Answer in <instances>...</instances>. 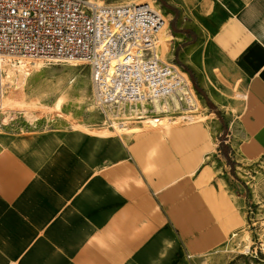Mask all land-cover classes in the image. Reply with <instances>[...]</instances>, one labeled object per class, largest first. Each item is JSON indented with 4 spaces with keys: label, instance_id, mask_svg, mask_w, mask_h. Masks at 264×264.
I'll return each instance as SVG.
<instances>
[{
    "label": "crops",
    "instance_id": "obj_1",
    "mask_svg": "<svg viewBox=\"0 0 264 264\" xmlns=\"http://www.w3.org/2000/svg\"><path fill=\"white\" fill-rule=\"evenodd\" d=\"M184 1L236 50L233 123L163 120L116 154L110 140L97 147L45 123L0 134V264H201L246 223L232 176L211 158L264 173V0ZM255 192L263 199V181Z\"/></svg>",
    "mask_w": 264,
    "mask_h": 264
},
{
    "label": "rangeland",
    "instance_id": "obj_2",
    "mask_svg": "<svg viewBox=\"0 0 264 264\" xmlns=\"http://www.w3.org/2000/svg\"><path fill=\"white\" fill-rule=\"evenodd\" d=\"M99 1L117 3L129 0ZM144 1H149L152 7L158 5L161 10L158 12L164 19V24L163 33L157 36L158 45L162 55L165 54L166 59L171 60L189 78L191 87L193 86L190 95L193 110L148 115L144 114L148 108L145 105L140 108V115L112 120L110 125H106L101 123L103 120L91 102L88 66L78 62L11 59L1 54L0 121L7 124V128L0 129V134L19 137L14 134L19 125L38 126L45 123L51 125L49 127H60L65 133L73 131L78 135L95 138L97 147H101L100 141L110 140L112 143L104 145V149L106 153L116 154L118 146L124 145L132 134L145 131L148 126L163 120L195 117L204 122L212 132L220 124L233 123L241 100L233 95V91L244 92V85L239 82L240 78L234 67L236 50L227 43L222 44V40L218 38L220 32H217L216 37V33L208 31L202 13L195 8L197 13L192 15V5H185L184 0ZM211 2L215 1L202 0L201 6L207 8ZM184 31L185 33H180ZM171 35L174 39L170 40ZM169 41L172 42L170 48ZM186 69L193 75L198 90ZM222 113L225 115H221ZM111 125L113 127L106 128ZM5 145L8 143L1 142V146ZM211 161L216 167L225 164V172L232 176L229 184L232 189L235 186L238 197L236 193L231 194L240 201L247 219L234 232L233 237L210 252L201 264H264V194L263 199H260L255 192L256 182H264V173L259 172L255 177L244 175L239 168L234 167L233 162H221L215 154ZM235 171L243 176L237 177Z\"/></svg>",
    "mask_w": 264,
    "mask_h": 264
},
{
    "label": "built area",
    "instance_id": "obj_3",
    "mask_svg": "<svg viewBox=\"0 0 264 264\" xmlns=\"http://www.w3.org/2000/svg\"><path fill=\"white\" fill-rule=\"evenodd\" d=\"M154 7L144 0H0V53L82 60L106 125L140 115L142 103L148 115L193 110L187 81L154 39L161 23Z\"/></svg>",
    "mask_w": 264,
    "mask_h": 264
},
{
    "label": "bare ground",
    "instance_id": "obj_4",
    "mask_svg": "<svg viewBox=\"0 0 264 264\" xmlns=\"http://www.w3.org/2000/svg\"><path fill=\"white\" fill-rule=\"evenodd\" d=\"M159 11V10H158ZM160 25L158 27V29L156 30L155 32V35H154V39L156 40V43L158 44L159 43V38L157 37L158 35H160V33H163L162 29H163V24H164V19L162 18V16H160ZM1 54L5 55V56H8L9 58L11 59H29V60H34V61H38L39 59H30V58H27V57H23V56H12V55H8V54H5V53H0V56H2ZM55 61H65V62H78V63H82L83 61L82 60H79V59H72V60H55ZM83 64V63H82ZM175 65V64H174ZM175 67L178 69V71L181 73V75L183 76V78H185V80L187 81L189 87H190V95H192V87H191V83L189 81V78L187 77V75L178 67L175 65ZM145 105H147V103H142V107H144ZM141 107V108H142ZM166 113V112H164ZM132 118V117H131ZM137 119H141V117H137ZM113 126V125H111Z\"/></svg>",
    "mask_w": 264,
    "mask_h": 264
},
{
    "label": "trees",
    "instance_id": "obj_5",
    "mask_svg": "<svg viewBox=\"0 0 264 264\" xmlns=\"http://www.w3.org/2000/svg\"><path fill=\"white\" fill-rule=\"evenodd\" d=\"M186 71L188 72V74L190 75V77H191V79H192V81H193L194 85L196 86V87H195V88H196V90H198V87H197V85H196V81H195V79H194L193 75L191 74V72H190L189 70H187V69H186ZM214 111L216 112V110H214Z\"/></svg>",
    "mask_w": 264,
    "mask_h": 264
}]
</instances>
